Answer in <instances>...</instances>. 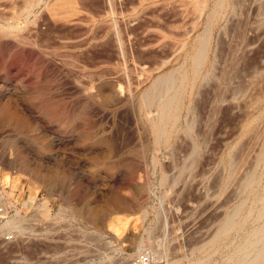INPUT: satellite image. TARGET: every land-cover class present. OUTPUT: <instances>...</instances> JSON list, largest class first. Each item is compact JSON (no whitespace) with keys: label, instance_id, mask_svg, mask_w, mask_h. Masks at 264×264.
Returning a JSON list of instances; mask_svg holds the SVG:
<instances>
[{"label":"rangeland","instance_id":"1","mask_svg":"<svg viewBox=\"0 0 264 264\" xmlns=\"http://www.w3.org/2000/svg\"><path fill=\"white\" fill-rule=\"evenodd\" d=\"M215 3L0 0V264H58L54 238L82 243L76 264H264L246 241L264 225V0ZM164 73L179 100L158 133L142 95Z\"/></svg>","mask_w":264,"mask_h":264},{"label":"bare ground","instance_id":"2","mask_svg":"<svg viewBox=\"0 0 264 264\" xmlns=\"http://www.w3.org/2000/svg\"><path fill=\"white\" fill-rule=\"evenodd\" d=\"M224 1L225 0H216V3H215V5L212 9V12H211V17L214 16L216 13H218L220 8L224 4ZM206 40H207L206 36H205V34H203L199 38V40L197 41V46H196L195 52L191 56L192 65H193L192 70L195 73V75H197L199 68L202 65V63L204 62L206 55H207V41ZM184 77H185V74L183 73L181 75L180 82H183ZM176 82H177V77L171 73H167L165 75L160 76L158 79H156L155 85L153 84L154 88L149 89L147 92H145L142 95L143 102H144L145 107L147 109H149L151 106H153L154 108H156L160 112V117L159 118L157 117L158 119H150L155 131H158V133H162L164 131L165 124H166V118L168 116H173V108L179 100V98L176 94V90H177ZM153 86H151V87H153ZM263 145H264V141H263ZM229 175L231 176V174H229ZM230 180L228 179V181H230ZM3 181L4 182L10 181V176L6 172H5V176H4ZM252 181H253L252 174H248L243 179V184L250 186L252 184ZM228 183H230V182H228ZM33 197H31V198H33ZM261 200H262V205L259 208L260 210L258 211L259 215L264 212V194L261 196ZM44 203H45V201H44ZM239 206L240 205H237V207H235L232 210V212H230L228 215H226V217H224V220L221 221L222 223L220 226H218L219 228H218L216 234H214L215 235L214 238L213 239L211 238L212 239L211 241L216 239L217 236L229 232L231 229L238 228V227L242 226L245 218L240 219V218L236 217V214L239 212V208H240ZM11 222H12V223H10L11 226L15 227L17 220L13 219V220H11ZM17 226H19V225H17ZM257 236H258V238L264 239V225H262L258 228L256 227V228L252 229L249 232L246 241H248L254 237H257ZM239 248L241 249V246Z\"/></svg>","mask_w":264,"mask_h":264},{"label":"built area","instance_id":"3","mask_svg":"<svg viewBox=\"0 0 264 264\" xmlns=\"http://www.w3.org/2000/svg\"><path fill=\"white\" fill-rule=\"evenodd\" d=\"M15 213V208L13 201L4 196L0 190V220H4L7 216H10ZM50 221V220H49ZM55 226V222H50V227ZM1 238L4 241H12L17 236V230L11 228H5L3 229ZM103 241L106 242L109 247L112 248H121L119 246H116L113 241L112 245L109 244L106 239H109L107 237H102ZM55 246L56 250L59 252H66L69 251L70 255L65 256L61 255L59 258L58 264H67L68 262H72L76 264V261H79V247L82 246V243H77L76 241H73L72 243H65L61 238H54L51 241ZM121 257L123 255L120 253ZM118 264H159L158 259L156 258V255L153 253L151 249H141L139 251H136L135 254L131 255L128 258H123L120 263Z\"/></svg>","mask_w":264,"mask_h":264}]
</instances>
